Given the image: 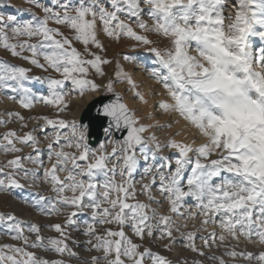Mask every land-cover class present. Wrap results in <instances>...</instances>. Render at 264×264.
Listing matches in <instances>:
<instances>
[{"label": "snow or ice", "instance_id": "obj_1", "mask_svg": "<svg viewBox=\"0 0 264 264\" xmlns=\"http://www.w3.org/2000/svg\"><path fill=\"white\" fill-rule=\"evenodd\" d=\"M28 3L0 14V50L24 62L0 59L17 106L0 112V194L46 186L24 203L49 222L0 211V264H264V0ZM106 40L149 53L161 91ZM85 97H104L95 129L69 118Z\"/></svg>", "mask_w": 264, "mask_h": 264}, {"label": "rangeland", "instance_id": "obj_2", "mask_svg": "<svg viewBox=\"0 0 264 264\" xmlns=\"http://www.w3.org/2000/svg\"><path fill=\"white\" fill-rule=\"evenodd\" d=\"M41 2H46V0H41ZM31 7V5L28 3V0H8L5 5H0V14L8 15L13 14L18 16L21 19L30 18L27 13L25 12V9ZM133 42L128 40H123L119 44L115 42H109L105 41L106 46L108 47L107 55L110 58H117L121 60V63L129 64V68H125V70L132 75L133 79L136 81V83L139 85L140 91L144 93H149L151 89L157 90L159 88L158 85L154 83V81L150 80L147 76V73L145 71V66L152 67V57L149 53L145 52L143 48H136L133 49L131 47V44ZM119 53V55H117ZM131 55L134 57L133 62H127L123 60V55ZM0 59H7L11 63L16 64H23L24 62L19 61L15 58L10 57L7 53H5L3 50H0ZM27 66V65H25ZM105 70L109 73L111 76L113 74V67L112 66H105ZM32 75H43V73L39 69L33 68V71L31 73ZM99 82V81H98ZM33 87L34 90H43L42 86L33 83L30 85ZM117 91H122L124 97L127 96L129 99H132L131 92L128 90V86L126 84H116L115 85ZM151 95L148 96V99ZM153 99V98H152ZM152 101L149 100V104L151 105ZM87 101L85 98L83 100H80L78 103H74L73 110L78 105L80 109L82 110L85 106ZM139 109L140 115H144L147 111H150L151 109H146L143 106H140L137 104L136 106ZM5 109L13 110L17 109L16 106H10V107H4L3 105H0V112H3ZM80 110V111H81ZM47 109H42V107L39 109V112L35 110L36 113L40 112H47ZM25 116H28V112H24ZM73 115L69 113V118H71ZM79 116V115H78ZM77 116V117H78ZM15 127V125H12ZM32 125L29 124V127ZM0 131H3L2 128H0ZM43 147V146H42ZM28 149H25V152H27ZM46 152V149H44ZM5 159L4 155L0 153V162H3ZM36 192H42L43 194H47L46 192V186L39 185L34 188H28L25 187L23 190H14L12 195L8 194H0V211H14L15 214L23 220L29 221V222H39V223H47L48 218L39 216L33 209H31L27 204L24 203L25 200L30 201L33 197V195ZM16 203L17 206L14 207L12 203ZM9 241L8 236L4 235L2 232H0V242H6Z\"/></svg>", "mask_w": 264, "mask_h": 264}, {"label": "bare ground", "instance_id": "obj_3", "mask_svg": "<svg viewBox=\"0 0 264 264\" xmlns=\"http://www.w3.org/2000/svg\"><path fill=\"white\" fill-rule=\"evenodd\" d=\"M129 64H124V67L125 68H129ZM157 92H159V91H161V89L160 88H158L157 90H156ZM95 97H92V98H89V97H85V100L88 102V101H90V100H92V99H94ZM125 98V101L127 102V103H129L131 106H133V107H136L137 106V104H135L134 102H133V100H131V99H129V97H127V96H125L124 97ZM153 98V99H152ZM155 99H159V97H154V96H150L149 97V100L150 101H153V100H155ZM80 100H77L75 103H78ZM152 103V102H151ZM87 104V103H86ZM0 105H3L4 107H12V106H16V105H14L13 103H11L10 101H7L4 97H3V95H0ZM17 107V106H16ZM42 106H37V108L35 109L37 112H39V109L41 108ZM42 109H43V107H42ZM81 109H80V107L78 106V105H76V107L74 108V110L71 112V114L73 115V116H78L79 114H80V111ZM158 119H160V120H166L167 119V117H164V116H158L157 117ZM174 127H178V126H174ZM161 135H163V133H160ZM12 205L14 206V207H16L17 206V204L16 203H12Z\"/></svg>", "mask_w": 264, "mask_h": 264}, {"label": "water", "instance_id": "obj_4", "mask_svg": "<svg viewBox=\"0 0 264 264\" xmlns=\"http://www.w3.org/2000/svg\"><path fill=\"white\" fill-rule=\"evenodd\" d=\"M8 0H0V5H5ZM110 95V94H107ZM104 97H95L85 104L84 108L81 110L78 118H82L85 122L92 121L93 127L95 129L97 122L93 119L95 116V109L97 107L98 101L103 99ZM95 139L93 140V144H95Z\"/></svg>", "mask_w": 264, "mask_h": 264}]
</instances>
